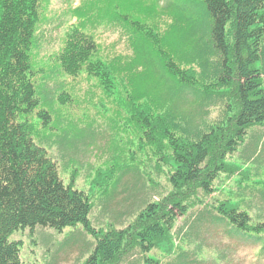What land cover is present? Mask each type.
Returning <instances> with one entry per match:
<instances>
[{
	"label": "trees",
	"instance_id": "1",
	"mask_svg": "<svg viewBox=\"0 0 264 264\" xmlns=\"http://www.w3.org/2000/svg\"><path fill=\"white\" fill-rule=\"evenodd\" d=\"M123 1L79 0L80 8H73L71 13L79 14L86 2L97 5L90 13L99 11L101 23H111L114 15L128 21L127 15L116 10ZM43 7V0H0V264H26L20 259L22 243L10 241L19 229L39 226L61 231L77 224L84 225L96 240L85 264H123L136 252L145 262L157 264L146 255L158 249L161 242L167 241V249L172 246L179 218L189 222L198 207L204 209L202 221L205 214L211 222L226 221L232 225L228 237L243 240L248 236L257 244L260 232H264V222L255 223L247 202L244 209L232 205L228 197L211 195L219 192L215 184L219 177L236 173L237 168L224 161L237 149L245 131L252 126L264 128V0H206L207 21L201 25L182 26L179 18L172 17L168 10L156 11L162 23L158 27L162 30L157 37V51L167 56V62L150 69L152 83L147 86L150 93L146 96L137 90L132 96L137 102H132V106L142 130L141 146L149 149L150 166L156 175H163L166 186L161 192L162 184L151 178L160 189L156 201L145 204L127 227L98 230L89 224L92 208L86 194L64 185L47 149L34 142L33 120L43 118L44 126L50 121L48 112L36 111L39 103L34 76L40 73L46 79L43 84L47 96L50 94V99L62 106L71 100L61 90L65 76L98 79L110 94L118 81L132 76L127 64L151 67V63L149 58L146 61L138 56L122 64L118 55H111L107 64L98 57L95 38L83 32L82 26L69 23L63 46L51 57L54 65L49 70L33 71L30 52L41 29L50 21L49 15H40ZM130 24L136 32L145 37L148 33L155 40L157 34L146 26L138 22ZM197 37L207 39L199 45L203 47L205 43L204 58L215 56L216 75L212 78L215 83L211 85L215 86L214 96L219 100L213 101L222 111L220 118L205 129L194 128L193 109L186 110L182 98L184 88L199 89L200 79H206V72L194 67L196 54L182 50ZM131 42L132 48V39ZM209 50L213 51L208 53ZM215 52L220 57L216 58ZM259 60L261 63L256 67ZM218 61L221 65H217ZM184 62L187 67H182ZM52 80L59 84L53 92L47 87ZM229 83L233 90L226 86ZM213 101L203 102L202 109L216 107ZM239 175L242 182L244 171Z\"/></svg>",
	"mask_w": 264,
	"mask_h": 264
},
{
	"label": "rangeland",
	"instance_id": "2",
	"mask_svg": "<svg viewBox=\"0 0 264 264\" xmlns=\"http://www.w3.org/2000/svg\"><path fill=\"white\" fill-rule=\"evenodd\" d=\"M43 6L40 15H49L50 21L41 29L39 38L37 35L38 42L36 39L30 52L33 71L40 72L42 68L49 70V66L54 65L51 57L63 46L69 23L76 24L78 28L82 26L83 32L95 38L98 57L107 64L112 58L111 54L119 50H122L121 61L125 63L124 53L126 47L132 44L131 39L132 57L142 56L144 60H150L151 67H137L131 63L128 67L127 64V71L129 68L132 76L118 81L110 94L105 92L98 79L86 80L83 79L84 75L77 78L64 75L66 83L61 90L70 95L71 100L62 106L52 101L50 94L47 96L43 84L46 79L40 73L34 76L39 103L36 111L50 114L46 126L42 125L43 118L33 120L36 127L34 142L47 149L48 157L56 162L58 177L64 185H71L74 190L86 194L92 208L88 216L92 229L127 227L145 204L156 201L160 194V189L153 185L151 178L155 183L162 184L161 192L166 186L163 175H156L150 166L147 149L139 148L143 135L134 118L132 106V102H137L132 100L137 90L146 96L150 93L147 89L152 83L150 69L152 71L161 62H167V56L163 57L157 51V37L162 30L158 27L162 23L156 11L168 10L172 17L179 18L182 26L189 23L201 25L207 19L206 0H125L119 2L116 10L127 15L129 20L121 21L118 15H114L111 23H101L99 11L93 12L95 16L90 13L94 7L97 9V5L86 2L79 14L72 16L73 8L81 6L79 0H43ZM108 16H111V12ZM131 22H138L156 33L155 40L148 33L145 37L136 32ZM114 30L126 35L121 38L120 34L112 32ZM190 41L193 42V38ZM202 41L207 42V39L197 37L195 42L182 48L194 52L195 69L206 72V79H200L201 87L184 88L182 98L185 100L184 108L193 109L194 128L205 129L209 123L220 118L222 111L213 101L219 100L214 96L215 86L211 85L215 83L212 79L216 75L215 56L204 58L207 50L205 43L203 47L199 46ZM117 42H123L121 48L115 45ZM215 54L216 58L220 57L219 52ZM171 58L175 61L173 56ZM260 63V60L257 61L256 67ZM217 65H221L219 61ZM182 67H187L186 62ZM164 78H168V75L165 74ZM168 81L172 83L169 78ZM58 86L55 80L47 85L52 92ZM226 86L233 90L230 83ZM210 96L216 107L202 109L203 102H212ZM224 162L235 166L237 171L231 177H219L215 183L219 192L211 196L219 198L223 195V198L230 199L232 205L238 204L244 209L247 202L250 209L247 210L255 223L264 222V128L252 126L247 129L237 149ZM241 171L245 174L242 182L239 178ZM203 210L202 207L196 208L189 222L179 218L173 232L175 236L171 240L174 245L171 254H168V249L172 246L167 249L165 241L147 257L158 261V264H264V232H260L257 244L248 236L243 240L230 238L227 231L232 230V225L226 221L211 222L207 214L202 221ZM192 220L196 221L192 224ZM10 241L22 243L20 259L26 264H85L96 245L93 233L82 224L68 226L61 231L39 226L27 227L14 232ZM123 264L150 263L136 252L128 256Z\"/></svg>",
	"mask_w": 264,
	"mask_h": 264
},
{
	"label": "crops",
	"instance_id": "3",
	"mask_svg": "<svg viewBox=\"0 0 264 264\" xmlns=\"http://www.w3.org/2000/svg\"><path fill=\"white\" fill-rule=\"evenodd\" d=\"M121 53H122V50H121ZM131 54H132V51H131L130 48L125 50L124 55L128 56L130 59L132 58V55Z\"/></svg>",
	"mask_w": 264,
	"mask_h": 264
}]
</instances>
